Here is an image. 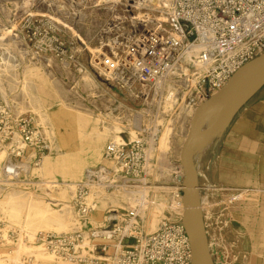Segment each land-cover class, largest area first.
<instances>
[{
	"label": "rangeland",
	"instance_id": "obj_1",
	"mask_svg": "<svg viewBox=\"0 0 264 264\" xmlns=\"http://www.w3.org/2000/svg\"><path fill=\"white\" fill-rule=\"evenodd\" d=\"M59 2L65 11L63 15L55 12L52 3H48L51 5L48 9L44 0H0V57L8 49V43L11 44L12 38L20 41V44L14 45L17 55L15 63L13 67L9 65L7 68L8 73L9 69L13 70V75L6 74L19 86L26 78H32L38 95L45 100L55 101L56 99L51 98V95H55L58 89L64 92L72 105V108L68 110L76 122L81 120V123L82 121L85 123H82L85 130L93 126L94 123L91 121L94 120H97L98 127L108 126L116 120L123 130L113 133L112 140L111 138L106 140L101 150V157L107 143L114 140L124 142L141 138L150 145L154 132L152 120L154 121L157 115L160 102L158 97H154V85H142L135 80L129 81H133L138 89L146 88L149 93L145 100H142V97L132 98L126 92V84L113 80L101 66L95 67L91 64L92 60L97 64V58L91 55L89 48H97L102 42L100 48L102 52H106L114 40L125 45L129 43L132 35L143 29L165 30L167 28L164 25L153 26L137 18L132 9L134 1L117 0L109 4L112 14L110 13L108 17H99L97 27L89 33L78 23V10L87 9L92 5V0H59ZM49 13L51 15H48ZM144 14L143 12L142 15ZM53 15L59 16L61 21L68 24L74 31H69L53 21L49 17ZM92 21L95 20L92 19ZM4 28L9 29L10 32L3 35ZM80 38L85 41L86 46L81 43ZM189 41L190 39H186V43ZM42 48L48 51L45 53L40 51ZM99 71L103 74L96 78ZM88 72L97 84L94 89H86L84 86V76ZM104 74L109 77H105ZM174 79L179 80L178 77ZM187 90L190 93L185 97L186 103L197 109L205 101H201L202 90L197 85V81L194 84L191 83ZM0 104L5 106L1 100ZM18 104L21 107V114L16 116L13 112L11 113L16 117L28 114L38 125L37 117L32 114L30 98L27 96ZM137 116L142 117L144 122L140 124L139 129L135 130L134 138H130L127 131L135 127ZM162 116L165 121L159 123L158 128L159 130L164 127L169 129L168 145L164 147L157 140L155 149L152 151L149 149L147 172L130 190V208L140 206L139 192H142L141 185L144 179L147 180L149 187L172 188L170 192L159 191L161 197L154 201L150 200V207L161 205L164 208V206L175 205L177 202L175 194L182 196V188H180L182 182H177L174 173L179 170V155L184 143L182 132L178 131L176 107ZM85 120L90 121L87 128ZM38 127L42 129L39 125ZM157 134L161 137V132ZM75 135L79 136V133L75 132ZM117 136L122 139H118ZM206 137L207 142L194 150L193 157L212 258L215 264H261L264 260V242H261V239H264V86L240 109L228 125ZM47 140L49 151L46 155L50 154V142L48 138ZM74 144L77 147L72 146L71 150L79 148L77 142ZM178 149H180L179 155ZM3 155H6L5 152ZM99 164L112 166V163L100 160L86 169ZM172 168L175 170H171ZM86 169L75 183L83 179ZM26 176L22 180H25ZM1 179L0 176V264H51L41 254L37 257L30 254L28 246L33 242L43 252L53 256L39 244L37 239L41 232H55L39 229L33 236L34 241L30 243L26 238L24 217L29 196L40 190L34 185H12L10 188L16 190V199L10 215L3 208L5 194L9 187L1 185L5 183ZM29 179L40 180L30 175ZM41 180L50 181L51 179L42 178ZM58 181L61 180L58 179ZM37 183L39 182L34 184ZM126 190L110 193L117 194ZM45 198L56 209L58 208V196L53 194ZM127 210L120 209L107 214H118L119 218ZM173 211L176 216L172 220H176L178 210ZM163 212L154 230H150L147 221L142 220V216L139 215L141 228L145 234L152 233L162 221L169 220L166 218L168 211L165 209ZM223 214L228 216V220L230 218L229 222L222 220ZM93 215L94 210L87 217ZM78 218L84 220L83 217L78 216ZM110 223L113 222L104 221L96 226L81 229L80 232L75 230L61 234L80 233L81 240L78 245L83 244V246L75 251V254L87 260H93L96 259V256L92 254L94 242L92 243L89 238V233ZM20 246L25 249H20ZM54 256L55 260L63 264H79L72 259ZM87 262L92 264V261Z\"/></svg>",
	"mask_w": 264,
	"mask_h": 264
},
{
	"label": "built area",
	"instance_id": "obj_2",
	"mask_svg": "<svg viewBox=\"0 0 264 264\" xmlns=\"http://www.w3.org/2000/svg\"><path fill=\"white\" fill-rule=\"evenodd\" d=\"M186 39L190 41L186 43ZM190 50L195 55L186 64ZM263 54L264 0H173L167 29H143L125 45L114 40L97 63L113 80L126 85L135 80L161 86L175 71L187 76L191 84L193 76L203 101L242 66ZM151 147L152 143L141 138L107 143L103 158L112 166L99 164L85 171L83 179L73 185L72 207L87 217L96 204L90 199L93 189L125 191L138 183L147 172ZM0 148L6 154L1 180L14 183L41 162L49 143L32 116L16 117L0 104ZM89 238L94 242L93 260L75 254L80 233L41 232L37 241L49 253L79 264H192L182 218L164 220L155 231L145 234L138 207H133L118 221L90 231Z\"/></svg>",
	"mask_w": 264,
	"mask_h": 264
},
{
	"label": "bare ground",
	"instance_id": "obj_3",
	"mask_svg": "<svg viewBox=\"0 0 264 264\" xmlns=\"http://www.w3.org/2000/svg\"><path fill=\"white\" fill-rule=\"evenodd\" d=\"M48 5V3H52V7H54L55 12L58 15H63L65 12L59 0H44ZM117 0H92V5L87 9L78 10V23L81 25L86 32L92 33L97 27V22L99 17H108L111 13L109 4L115 3ZM134 1L133 4V14L137 16L143 22L147 21L151 23L153 26L164 25L165 28H168L169 15L172 9V0H131ZM49 4L47 6L48 9L51 8ZM145 13L142 15V13ZM112 14V13H111ZM48 15H51L50 13ZM51 19L58 24H61L69 31H74L69 27L68 24L61 21L59 16H49ZM94 19L95 21H92ZM142 26V25H141ZM13 26H11L12 28ZM4 34L10 32L9 29L4 28L2 30ZM6 32V33H5ZM128 40V36L126 37ZM81 43L84 45L85 41L80 38ZM20 44L18 39L12 38L11 44L8 43V49L6 52L0 57V100L5 104V106L10 109L16 116L21 114L20 103L21 100L28 96L32 101V114L37 117L38 125L42 128V132L50 142V154L43 157L41 162L36 166V168L32 167L28 170V176H26L25 180L20 181L19 183H5L4 185L7 189L5 194V202H4V210L7 211L11 215V210L14 209L15 199H16V190L12 187V185L20 184L24 185H34L40 192L31 193L29 196L28 206L26 208V214L24 217L25 228H26V238L31 243L34 241L33 236L37 232V230L42 229V231H53L55 233L61 234L65 232H73L75 230L90 228L101 224L104 221L114 222L120 219L118 218V214H107L108 212H116L120 209H129L130 208V190L133 187H129L126 192H118L117 194L110 193L108 191H104L102 189H93L90 195V199L96 202L94 207V215L92 217H84V220H81V217L76 210L72 207L71 201L73 196V185L76 180H79L86 168L90 165H94L98 161L108 162L101 157V150L106 140L111 138L113 133L121 130V126L119 123L114 120L110 125L98 127L97 120L91 121L93 122V126H89V130H85V124L81 120L76 122L74 120L73 115L68 109L72 108L71 103L66 98L64 92L58 91L55 95H51V98H55L56 100H45L42 99L37 93V87L32 80V78H26L22 84L17 85L12 78H9L8 74L13 75V70L9 69V73L7 72V68L10 65L13 67L16 59L15 47L14 45ZM102 42L100 43V45ZM97 48H89L91 55L100 59V56L105 52H102L101 46ZM86 46V45H84ZM195 52L190 50L186 53L185 63H190L191 59L194 57ZM92 65L98 67V63L91 61ZM183 75H188L187 71L181 69ZM8 73V74H6ZM101 73V74H100ZM103 72L99 71L97 73L96 78L102 76ZM105 77H109L107 74H104ZM178 77L179 80H175L174 78ZM191 83H195V79L191 76ZM84 86L86 89H94L97 87V84L94 80V77L88 72L84 76ZM191 86L189 83V78L183 77L179 74L178 71H175L168 80L165 81L161 86L155 85V94L154 97H158L160 102L157 110V115L154 117V132L152 135V147L151 151L155 149L156 141L158 140L162 146L166 147L167 140H169V129L164 127L162 130L158 128L159 123H164L165 119L162 115L173 110L176 107L177 110V121L179 124L178 131L182 132V139L185 141L187 133L190 127V120L195 112V107L190 106L185 101V97L189 95L190 91L187 89ZM126 92L132 98L142 97V100H145L148 96V92L146 88L138 89L135 84L132 82H128ZM223 110V106L217 107L207 118L203 128L207 129L215 121L218 119L220 113ZM162 113V114H161ZM14 115V116H15ZM52 119H55L54 121ZM86 121V128L89 125L90 121ZM144 121L142 117L137 116L135 120V127L129 129L127 132L130 138H134L136 135V129H139L140 124ZM123 130V129H122ZM75 132L79 133V136L75 135ZM161 132V137L157 133ZM82 135V136H80ZM118 137V136H117ZM118 139H122V137H118ZM207 137L205 135L201 136L198 140L195 150L198 149L201 145L207 142ZM114 140V139H113ZM116 141V140H114ZM75 142L78 144V149L71 150L72 146H74ZM158 144V143H157ZM77 147V146H74ZM178 149V155H179ZM4 150L0 149V167L4 161L5 156ZM109 163V162H108ZM109 165V164H108ZM179 170L174 172L176 174L177 182L181 183L183 180V170L182 166L179 163ZM87 170V169H86ZM171 170H175L172 168ZM29 175L32 178L38 177L39 181H33L29 179ZM28 177V178H27ZM42 178L51 179L50 181L41 180ZM60 179L61 181H58ZM35 182H39L34 184ZM148 182L146 179L142 180L141 190L139 192V200L140 206H138L139 215L142 216V220H146L149 229L154 230L161 216L163 215V211L166 209L168 211V218L172 220L175 218L174 211L178 210L177 219L182 218L183 215V206H182V197L180 195L175 194V198L177 200L175 205L164 206V208L158 205L150 207V200H157L160 196L159 191L170 192L172 190L169 186H147ZM182 188V185L181 187ZM6 190V189H5ZM116 192V191H112ZM55 194L58 196V208L56 209L54 205L50 202H47L46 196H52ZM60 198V200H59ZM54 206V207H53ZM108 210V211H107ZM107 214V215H106ZM82 218V217H81ZM230 220V218H229ZM228 220V222H229ZM227 222V223H228ZM73 234V233H71ZM77 234V233H74ZM83 236V235H82ZM264 238V237H263ZM84 241V240H83ZM261 242H264V239H261ZM35 244V243H34ZM33 242L28 246L31 251L30 254L37 257L39 254L43 255L47 261L51 264H63L60 261L55 260L56 256H49L46 252H43L40 247L34 245ZM83 244H80L77 248L81 249ZM20 249H25L20 246ZM211 250V248H210ZM36 254V255H34ZM48 255V256H47ZM261 264H264V260Z\"/></svg>",
	"mask_w": 264,
	"mask_h": 264
},
{
	"label": "water",
	"instance_id": "obj_4",
	"mask_svg": "<svg viewBox=\"0 0 264 264\" xmlns=\"http://www.w3.org/2000/svg\"><path fill=\"white\" fill-rule=\"evenodd\" d=\"M263 86L264 54L237 70L220 90L199 105L190 120L189 131L179 156L183 170L182 224L189 239L192 264H215L202 214L198 174L193 157L195 146L201 136L212 135L228 125ZM220 106H223V110L218 119L213 125L204 129L203 126L209 115ZM221 217L224 221L228 220L225 214Z\"/></svg>",
	"mask_w": 264,
	"mask_h": 264
}]
</instances>
